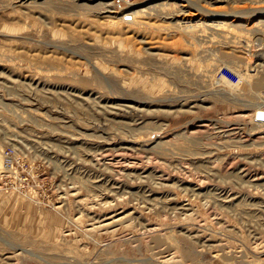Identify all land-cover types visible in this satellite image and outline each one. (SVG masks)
I'll list each match as a JSON object with an SVG mask.
<instances>
[{"label": "rangeland", "instance_id": "obj_1", "mask_svg": "<svg viewBox=\"0 0 264 264\" xmlns=\"http://www.w3.org/2000/svg\"><path fill=\"white\" fill-rule=\"evenodd\" d=\"M258 111L264 0H0V264H264Z\"/></svg>", "mask_w": 264, "mask_h": 264}, {"label": "built area", "instance_id": "obj_2", "mask_svg": "<svg viewBox=\"0 0 264 264\" xmlns=\"http://www.w3.org/2000/svg\"><path fill=\"white\" fill-rule=\"evenodd\" d=\"M220 77H224L230 83H237L239 81V76L237 73L233 72L230 69H225L223 72L220 73ZM5 158H8V155H5Z\"/></svg>", "mask_w": 264, "mask_h": 264}, {"label": "water", "instance_id": "obj_3", "mask_svg": "<svg viewBox=\"0 0 264 264\" xmlns=\"http://www.w3.org/2000/svg\"><path fill=\"white\" fill-rule=\"evenodd\" d=\"M257 119H264V111H258L256 114Z\"/></svg>", "mask_w": 264, "mask_h": 264}]
</instances>
